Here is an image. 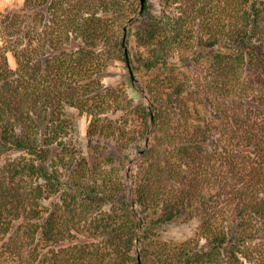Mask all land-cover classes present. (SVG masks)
Listing matches in <instances>:
<instances>
[{
  "label": "trees",
  "instance_id": "16d2710c",
  "mask_svg": "<svg viewBox=\"0 0 264 264\" xmlns=\"http://www.w3.org/2000/svg\"><path fill=\"white\" fill-rule=\"evenodd\" d=\"M0 264H264V0L0 10Z\"/></svg>",
  "mask_w": 264,
  "mask_h": 264
},
{
  "label": "rangeland",
  "instance_id": "374dc122",
  "mask_svg": "<svg viewBox=\"0 0 264 264\" xmlns=\"http://www.w3.org/2000/svg\"><path fill=\"white\" fill-rule=\"evenodd\" d=\"M24 0H0V10H7L22 5ZM159 7V4H157ZM128 24V23H127ZM126 24V25H127ZM129 27V24H128ZM134 49V41H133ZM10 63L16 67V60L12 53H9ZM104 82L107 85H121L128 91L130 97L136 100L142 99V94L134 87L131 79V74L124 61H116L109 67V72L104 77ZM67 113L72 121V127L69 129L68 140L74 144L75 148L81 149L85 154L89 153L88 148V127L91 121V116L88 113H81L78 108L68 107ZM134 158L128 165V173L134 161L140 157V153H134ZM199 224V217L192 220L184 221L177 220L167 224L163 229V235L169 239L181 240L194 234Z\"/></svg>",
  "mask_w": 264,
  "mask_h": 264
},
{
  "label": "water",
  "instance_id": "95a60500",
  "mask_svg": "<svg viewBox=\"0 0 264 264\" xmlns=\"http://www.w3.org/2000/svg\"><path fill=\"white\" fill-rule=\"evenodd\" d=\"M145 7V0H142V9H144ZM131 21V20H130ZM130 21L128 22V24L130 23ZM128 24L124 27L125 29V35L127 34V30H128ZM146 151V149L144 148L141 153H144Z\"/></svg>",
  "mask_w": 264,
  "mask_h": 264
}]
</instances>
